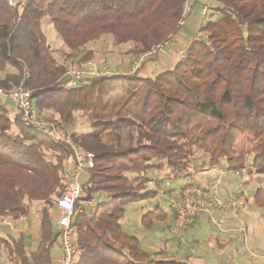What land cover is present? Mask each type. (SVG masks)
<instances>
[{
	"label": "trees",
	"instance_id": "1",
	"mask_svg": "<svg viewBox=\"0 0 264 264\" xmlns=\"http://www.w3.org/2000/svg\"><path fill=\"white\" fill-rule=\"evenodd\" d=\"M186 2L53 0L45 12L32 2L19 14L0 0V89L34 91L39 113L53 111L52 123L63 133L78 112L89 117L88 132L64 135L96 154L95 167L82 180L84 200L101 192L108 200L76 212L78 264H189L173 257L154 261L159 254L125 231L127 206L158 194L147 188L153 172L189 177L192 158L201 153L206 169L249 163L251 175L264 177V0H216L186 53L154 77L142 75L149 71L145 63L133 74L112 73L78 87L60 83L70 60L78 66L92 62L87 45L103 37L131 43L133 55L151 52L178 34ZM45 14L66 48L62 62L43 34ZM20 116L12 119L0 101V218L17 221L34 203L43 208L35 249L27 251L24 234H0V256L9 264H52L59 242L53 197L65 188L73 154ZM244 135L253 137L251 155L237 150ZM254 204L264 208V188L257 189ZM168 218L157 208L140 222L151 231L155 221Z\"/></svg>",
	"mask_w": 264,
	"mask_h": 264
},
{
	"label": "built area",
	"instance_id": "2",
	"mask_svg": "<svg viewBox=\"0 0 264 264\" xmlns=\"http://www.w3.org/2000/svg\"><path fill=\"white\" fill-rule=\"evenodd\" d=\"M53 0H8L9 5L14 8L17 13L21 14L30 3L36 2L40 11H44ZM199 0H187L184 15L188 16L193 12L194 7L199 3ZM199 10L203 17L202 27L206 25V17L210 12V6L207 3L200 2ZM45 12V11H44ZM47 17V14L44 15ZM182 22L181 24H183ZM16 21L14 22V25ZM182 26V25H181ZM200 29V28H199ZM201 35L197 34L194 40H198ZM178 34H172L166 42L157 45L151 52L145 53L134 59L129 74L135 73L145 63L156 59L161 54H166L167 51L173 48L174 44H178ZM191 42V41H190ZM191 43H187L177 49V53L184 55L189 49ZM112 71L103 66L100 69L97 66L91 68H80L77 70L68 71L65 77L60 81L63 85L69 87H78L82 83L89 80L112 75ZM0 97L14 103L21 119L28 125L48 132L52 137L66 143L72 151L73 157L70 166L63 174L65 188L59 198L56 199L55 208L58 212L57 228L59 231V242L52 247V264H78V251L76 245V231L73 226L76 212L89 211L97 206L105 197L101 193H96L89 201L84 200L85 192L82 185V175L88 170L95 167L96 154L91 151H86L82 147L76 145L71 139H67L62 134L61 130L53 123H45L41 120L38 109L34 105V91L24 88H14L11 90L0 89ZM251 168L246 165L241 168L225 171L215 169L218 177H213L216 182L210 187L196 185L190 182L176 197L169 199V212L171 221L169 224V232L172 238L183 244L191 253H194V248L186 240L185 235L189 229L193 219L202 217L207 220L214 230L219 234H226L231 229L227 227V222L230 217L240 219L241 211L246 204L247 193L243 196L224 198L220 192V176L230 174L241 178V185L244 186V180L251 175ZM244 181V182H243ZM153 183V182H151ZM154 184V183H153ZM246 200V201H245ZM7 223V221H5ZM234 231L243 232L246 235V228H237ZM58 245V247H56ZM252 256V252H249ZM256 257V256H255ZM264 262V256L261 258ZM1 264V261H0Z\"/></svg>",
	"mask_w": 264,
	"mask_h": 264
},
{
	"label": "rangeland",
	"instance_id": "3",
	"mask_svg": "<svg viewBox=\"0 0 264 264\" xmlns=\"http://www.w3.org/2000/svg\"><path fill=\"white\" fill-rule=\"evenodd\" d=\"M198 2L199 3L200 2L207 3L211 7L215 4L216 0H199ZM199 3L194 7L193 12L190 15L185 16L187 18L185 19L184 23L181 24L182 27L180 28V30L178 32V36H184L185 38H188V40L190 39V41H191L193 39V38L191 39V37H193V35L187 34V31L191 30L192 32L197 33V31L199 30V27H202L203 17L201 15L200 10H199ZM210 11H211V9H210ZM216 18H218V16H216L215 19ZM47 19H48L47 17H43L41 19L42 20L43 34H45L48 37L49 42L52 44L53 48L55 49L56 58H58L62 62L63 61L62 52L64 50H66V48L63 47L60 36L58 35V33L55 32V29L53 28V26L51 25V23ZM170 36L166 40H168L170 38ZM187 42H189V41H187ZM187 42H185V43L182 42L179 47L186 45ZM189 43H191V42H189ZM130 49H132L131 43L117 45L112 36L103 37L99 41L87 45V50H92L94 52V55H95V50H96L98 52L99 56L98 57L94 56V59L92 60V62L87 63V64L82 65V66H78L75 64L77 60H74V61L70 60L68 62V65L70 68L69 71L71 72L72 70H77V69L85 68V67L91 68L94 66H97L100 69H102V67L105 64V61H107L105 59L107 54L112 52V53H122V54L129 55V54H131L129 52ZM171 50L169 49L167 51V53H166L167 55L161 54L156 59H153V60L147 62L148 64L147 63H146L147 65L145 64L146 68L148 70L150 69L151 71L147 72V70H145V72H143L142 75L154 77V76H156V75L160 74L161 72L168 69V68H165V64H170V66L174 65L178 61V59L180 58L181 55L176 53V54H178V56L176 58L173 56V53L171 52ZM169 55L173 56V58L171 59ZM131 56H135L134 58H137L140 55L131 54ZM162 56H164V57H162ZM161 57H162V59H161ZM160 59H161V62H163V64L155 66L154 64L158 63L160 61ZM107 62L109 64L108 67H110V65H113L112 66V68L114 69L113 71H119V74H123V70H120V68L117 67V65H119V64H118V60L116 58H112ZM127 62H129V61H127ZM72 63H74V65ZM114 65L116 67H114ZM132 65H133V62L131 64L130 68L126 69L125 72L127 74H129L132 71L131 70ZM0 101L8 107L10 112H12L11 113L12 119H14L15 116H18L19 111L16 108V105L14 103L8 101L7 99H5L3 97H0ZM35 102H36V98L34 99V102H33L35 107H36ZM39 114H40V118L43 122H45V123L54 122L53 111L45 110L44 112L39 113ZM81 114H82L81 112H78L77 114H75L76 120L71 126H67L65 128L66 134H71L73 132L84 133V132L89 131V129H90L89 128L90 127L89 117H87V116L84 117ZM14 130H15V132H17L15 127H14ZM65 133L62 132L63 135ZM126 135H127V132H126ZM64 137L69 139V137H67L66 135H64ZM253 142H254V140H253L252 135H244V137L241 139V141L237 144V150L241 153H244L245 155H247V154L251 155L250 151L252 149ZM250 160H251V158L248 157V161H250ZM205 162L208 163L207 158L204 157V155L201 153H196L195 157L192 158V163H193L194 167H193V169H191V171L196 172L199 175L201 172L204 171V169H206V167H209L208 165L206 167H203L201 165ZM246 165H249V163ZM213 169H221V168L214 167ZM149 175H150V180H148L147 188L150 191H157L158 194L156 197H158V198L155 197L156 199L154 201H151L152 200L151 199V200L140 202V203H133V204L127 206V211L129 213V215H130L131 209L134 212H137V214L145 213V212H148L149 210H152V211L156 210L158 208L156 200H158L163 205V207L160 205L159 208L165 210L168 213V215L171 216L170 212H169V199L171 197L178 196L179 193L187 186L186 183L188 182L187 181L188 179H186V178H188V177L187 176H184V177L181 176L177 179L174 176L167 175V173H161V172H153ZM227 175H228V177H226V178L231 180V183L233 184V190H234L232 193L233 197L243 196L244 192L247 193V195H249L247 191H243V190H245L246 186H247L248 190L251 191V193H253L254 190L259 188L260 186L263 187V184H264V180H262V182H259L258 180L255 179V177H254L255 175L254 176L250 175L248 178H246L244 180V181H246L244 184H247L246 186L244 185L245 186L244 187V186H240L241 181H242L241 178L239 179L238 177L232 176L230 174H227ZM128 176L131 179H133V177H134L131 174H129ZM197 180L199 182L198 181L195 182L193 180H192V182L195 183L196 185L206 187L205 180L202 179V177L197 179ZM151 182H153L154 184ZM101 194H103V196L105 197L104 202L107 201L108 200L107 195L102 193V192H101ZM60 196L53 197V201L56 202V199L59 198ZM248 199L249 198L247 196V198H246L247 201L245 200L246 204L249 201ZM246 206L247 205H245L244 208H246ZM95 207L96 206H94V208ZM42 208H43V204H40V203H34V204H31L29 206V212L26 215V217H27L26 220L31 223V227H30V229L28 228V230L22 229V223L21 222L15 223L12 219L7 218V217L0 218V234L6 239H9L10 237L18 238L20 236V234H24L27 239L32 240L29 242V244H27V247H29L30 250L32 248H35L36 241H35V236H34V228L39 226V220L41 217ZM139 208H141L142 210ZM244 208H243V210H244ZM243 210L241 211V214H242ZM262 213H263V215L261 218H264V210L262 211ZM240 217H241V215H240ZM124 220H125V218H124ZM5 221H7V223H5ZM169 224H170V222H168V223L167 222L156 223L154 225L155 229H153L152 233L148 234V236H150L152 238L153 244L150 246L153 247V250H154L153 253L159 254L158 256H154L152 259L154 261L155 260L157 261L159 259L160 260L165 259V258L171 259V257H173L172 259L187 262L189 264H208V263H203V262L198 263L196 260L192 259L191 255H193V253H191L189 248H187L183 244L179 243V241H177L176 239L171 237L170 232H169V227H168ZM32 226H33V228H32ZM142 229H143V231L141 230V232H140L141 235H143L145 232L144 231L145 228L142 227ZM21 230H23V231H21ZM213 237H215V236H212V235L210 236V241L212 239V242L210 243L211 246L209 245V249H208V253H209L208 255L209 256H208V258L211 256V253H212L213 255L211 256V258L214 261V263L212 262L209 264H264L263 260L261 259L264 256V248L260 247L258 250H256V249H251L248 246H245V247L241 246V248L239 247V249L236 251V254L234 256V255L228 254L227 252H222L220 249H218L216 247V246H218L217 245L218 243L215 242ZM185 238L190 243L192 248H194V253L196 254V250H197L196 247L197 246L191 241V237H189L186 233ZM56 247H58V245ZM245 248H246V250H245ZM213 251H214V253H213ZM249 252H252L253 255L251 256ZM0 261H1V264H9L8 260L6 259V256H4L2 254L0 256Z\"/></svg>",
	"mask_w": 264,
	"mask_h": 264
},
{
	"label": "crops",
	"instance_id": "4",
	"mask_svg": "<svg viewBox=\"0 0 264 264\" xmlns=\"http://www.w3.org/2000/svg\"><path fill=\"white\" fill-rule=\"evenodd\" d=\"M187 34L193 35V37H194L196 33L192 32L191 30H188ZM193 37H191V39ZM177 40H178L177 41L178 44L177 43L174 44V46L171 50V52L173 53V56L176 58L178 56V54H176L177 49H179V46L181 45V43L182 42L185 43L187 41L190 42V39L188 40V38H185L184 36H178ZM189 42H187V43H189ZM95 56H97V57L99 56V54L96 50H95ZM173 56H170V58L172 59ZM134 57L135 56H131V54L126 55V54H122V53L110 52L109 54L106 55L105 59L107 61H109L112 58H116L118 60V64H119V65H117V67L120 68V70H123V74H125L126 69L130 68L132 62L134 61V59H135ZM162 57H164V56H162ZM162 57H161V59H162ZM161 59L158 63H155L154 65L158 66L160 64H163V62H161ZM107 61H105V64H104V66H106V67L109 66ZM127 61H129V62H127ZM168 65L170 66V64H165V68L169 67ZM112 66L113 65H110V67H108V68L114 74H119V71H113L114 69L112 68ZM114 67H116V66L114 65ZM149 71H151V70L149 69ZM11 113L12 112H10V114ZM86 176H87L86 173H84L82 175V180L85 179ZM218 176L219 175H217L215 169H213V168L212 169H204V171L201 172L199 175L196 172H191L190 176L188 178H186V179H188L187 180L188 182L186 183V185H188L190 182H192V180L197 182L198 181L197 179L202 177V179L205 180L206 187H210L211 185L216 183L213 180V177H218ZM226 177H228L227 174L220 176V178H221L220 179V192L224 198L228 199L230 197H233L232 193L234 190H233V184L231 183V180L227 179ZM255 179L258 180L259 182H262V180H264V177L261 178L259 176L258 177L255 176ZM243 185L246 186L247 184H243ZM260 187H262V186H260ZM262 188H264V184H263ZM257 189L254 190L253 193H251V191L248 190L247 186L245 187V190H243V191H247L249 194L248 195L249 201L247 204H245L247 206H246V208H244L240 219H236V218L233 219V217L229 218V220L227 222V227L230 228L231 230L226 234L217 233V231L214 230V227L207 220H205L204 218H202L200 216L193 219V221L190 225V228L186 232L187 235L189 237H191V241L197 246L196 247L197 248L196 254L193 253V255H191L193 260H196L198 263H202V262L208 263V264L212 263V262L214 263V261L211 258V256L213 255L212 253H211V256L208 258V256H209L208 255L209 254L208 249H209V245L211 246L210 243L212 242V239L210 241L211 235L216 237V238L215 237H213V238H214L215 242L218 243L217 244L218 246H216L218 249H220L222 252H227L228 254L234 255V256L236 254V251L239 249V247L241 248V246H244V247L248 246L249 248L256 249V250H258L260 247L264 248V218H261L263 215L262 211L264 210V208L257 207L254 204V196L257 192ZM156 198H158V197H156ZM156 198L152 199L151 201H154ZM156 201H157L158 208L160 205L163 207V205L158 200H156ZM139 209H141V208H139ZM149 211H152V210H149ZM131 212L129 215V213L127 211L125 220H123V222H122L124 225L125 231L131 236H136L139 239L141 246L146 248V250H151V252L153 253L154 252L153 247L150 246L153 244L152 238L150 236H148V234L152 233L153 230L149 231V230L145 229L144 234L143 235L140 234L141 230L143 231L142 227L145 228L144 226H141L140 220L144 216V214L147 212L137 214V212H134L132 209H131ZM26 219H27V217L25 216L23 218H20L17 221H14V222L15 223L21 222L22 223V229L28 230V228L30 229V227H31V223L28 222ZM170 221H171V216H169V218L165 222L168 223ZM156 223H159V222L155 221L154 224H156ZM241 227L246 228V230H247L246 235L243 232H238V231L233 230V229L236 230L237 228L239 229ZM32 228H33V226H32ZM153 229H155V226ZM23 230H21V231H23ZM34 236H35V241H36V239H38V236H39V226L34 228ZM30 241H32V240L27 239V241H26L27 251H33L35 249V248H32L30 250V248L27 247V244H29ZM245 250H246V248H245ZM213 253H214V251H213Z\"/></svg>",
	"mask_w": 264,
	"mask_h": 264
}]
</instances>
